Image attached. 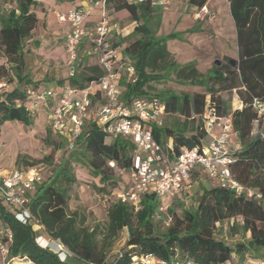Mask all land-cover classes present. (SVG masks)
<instances>
[{
    "label": "trees",
    "instance_id": "16d2710c",
    "mask_svg": "<svg viewBox=\"0 0 264 264\" xmlns=\"http://www.w3.org/2000/svg\"><path fill=\"white\" fill-rule=\"evenodd\" d=\"M102 1L107 10L126 9L130 19L135 21L129 35L135 38L121 50L122 61L135 69L133 81L121 82L124 87L122 100L127 102L134 97L154 95L165 104L168 115L177 117L172 122L149 124L154 139L160 145L163 146L171 137L172 150L178 153L182 146L200 147L208 143L211 138L201 129L199 116L203 111L205 94L209 96L205 105L214 107L217 114L225 115L230 111L229 105L221 98L220 91L230 92L237 88L242 107L232 110V124L239 147L234 151L229 169L245 189L236 191L217 183L203 187L195 206L183 209L181 216L174 212L173 207L168 208L171 221L164 231H159L154 224V217L161 206V200L154 193H145L137 209L130 202L117 198L107 208L104 225L88 226L84 213L68 206L69 190L77 179L72 163L85 164L91 175L98 177L103 184L98 190H105V184L114 186L118 182L119 174L108 165V161L113 160L117 166L128 170L134 145L123 136L106 137L94 122L86 120L73 148L67 149L68 155L62 157L50 175L33 191L27 193L33 222L19 220L0 197V225L12 234L8 257L24 258L33 264H128L132 256L146 253L165 260L191 259L199 264H223L232 260V254L236 255L233 261L238 264L246 259L264 258V139L257 132L252 133L256 115L251 106L252 97L264 101V0H228L235 26L237 58L213 65L212 73L208 75L200 72L192 62L180 64L174 59L166 42L176 38L177 32L155 35L148 23L156 6L147 1ZM189 1L199 8L206 3V0ZM3 2L11 6L0 14V54L8 65H0V78L9 83L15 77L18 83L28 84V74L23 72V51L26 40L32 37V30L39 21L33 11L38 1ZM122 41H114L113 46L120 45ZM103 73L96 60L85 62L77 52L73 74L58 83L66 81L65 85L83 89L90 82L99 80ZM170 74L178 81L204 86V92L192 95L168 90L156 94L150 92L151 82H159ZM100 95L99 90L91 94L92 102L99 100ZM25 96L26 88L18 86L0 92V126L5 121H18L26 126L33 123L35 113L25 105ZM51 131L50 128L46 130L45 142L53 149L61 148V142L51 138ZM43 160L49 161L48 156L26 162L25 156L19 154L16 163L29 167ZM196 172L199 171L192 170L189 178ZM248 190L251 195H248ZM238 217L240 222L235 221ZM223 221L230 222V231L249 233V237L230 245L215 233L217 223ZM34 225L63 244L71 255L62 260L58 252L41 245L36 240ZM124 227L128 234L125 244L110 258L108 254Z\"/></svg>",
    "mask_w": 264,
    "mask_h": 264
},
{
    "label": "built area",
    "instance_id": "2783aa9c",
    "mask_svg": "<svg viewBox=\"0 0 264 264\" xmlns=\"http://www.w3.org/2000/svg\"><path fill=\"white\" fill-rule=\"evenodd\" d=\"M129 1H147L156 7H165L169 3V0ZM3 6L5 3L0 0V8ZM206 11V6L203 5L196 16L199 17L200 12ZM89 13L90 7L75 6L57 15L60 21H67L69 24L64 36V48L71 65L69 73L73 74L79 45L85 41L88 44V53L96 58L104 72L103 75L83 89H76L70 85H65L59 92L52 89L28 88L25 103L38 102L46 108L49 128L68 140L67 149L69 150L73 148L74 141L86 120L94 122L103 130L106 137L119 135L129 138L134 145L130 168L124 170L113 160H109L108 165L119 174L125 172L128 175L129 182L125 190L117 194V198L122 202H130L136 209L145 193H154L159 199L180 196L192 170L202 171L221 187L243 191L245 189L243 184L233 177L229 169V163L233 160L235 151L231 148V136L234 133L232 124L234 108L225 115H219L214 107L205 105L200 114L201 129L210 136V141L200 147L182 146L178 153H174L172 148L164 149L154 139L149 124L162 123L165 104L154 95L134 97L127 102L122 100L121 78L124 76L127 81H133L135 69L130 63L122 61L118 47L113 46L111 39L113 26L107 16H103L93 27L83 25V20ZM5 84V81L0 78V88ZM97 90L101 92V98L92 102L90 95ZM16 102L19 103V100ZM251 106L256 115L254 122L257 125V133L264 139V101L252 97ZM216 127L219 128L217 133L214 132ZM42 179L36 166L4 167L1 164L0 154V197L19 220L33 222L28 210L30 198L27 193L33 191ZM247 193L251 195L249 190ZM11 239L10 230L0 225V254L4 261L14 259V257H8ZM55 247L53 250L58 252L62 260L71 255L57 240ZM128 264L199 263L191 259L165 260L152 253H146L132 256ZM223 264L238 263L228 260ZM240 264H264V260L246 259Z\"/></svg>",
    "mask_w": 264,
    "mask_h": 264
},
{
    "label": "rangeland",
    "instance_id": "374dc122",
    "mask_svg": "<svg viewBox=\"0 0 264 264\" xmlns=\"http://www.w3.org/2000/svg\"><path fill=\"white\" fill-rule=\"evenodd\" d=\"M168 6H170V3L167 4L165 7ZM33 9H35L39 14L40 8L38 6L33 7ZM200 15L203 16V20H207L209 16L212 14H210V12H208L207 10L206 12H201ZM156 22H157L156 16H154L151 20H149L148 24H150V26L154 28L156 27ZM175 23L176 20L172 14V11L164 13L162 16V23L159 29V34H161L162 36L172 31L173 32L177 31L178 35L176 39H172L171 41L169 40L167 42V46H168V50H170L176 55V58L180 63L192 62L195 65H199L201 67V65H204L208 61H210L215 51H220L221 49H226V50L233 49V52L235 51L236 43H235V33L233 29L229 30V28L223 27L219 32H215V33L210 32L209 34H207L206 37L204 36L202 39L198 40V42H196L197 47L195 49H192L191 46H188L186 43L182 42V40H184L182 36L183 34L179 33V29H178L179 25L175 26ZM181 27H184L183 24L181 25ZM36 33H39V29H37L35 33H33V35H36ZM65 33H66L65 31L60 30L59 32H54L51 33L50 35H47L48 39L45 45V51L39 54L36 53V50H34L35 48H33L31 42L26 40L25 47L26 48L29 47L30 49L32 48V50L31 53L26 55V59L24 60L23 72L28 74L30 78L37 80L39 85H52L54 84V82L56 83L59 80L66 78L67 68L65 61L67 59V54L63 46ZM200 37L201 36H199V38ZM112 42H114L113 39ZM87 45H88L87 42H85V46ZM193 50L196 56L192 55L191 51L193 52ZM181 53L184 54L183 57H181ZM231 58H236V57H231ZM85 62H90V61H88V59L85 58ZM212 62H213L212 66L215 65L214 61ZM10 74L12 76L11 71ZM43 78L46 80H44ZM28 86L32 87L33 85L29 84ZM26 87H27L26 84L21 83L19 88L24 89ZM151 87L152 88L150 92L153 94L165 90H168L175 94L188 93L189 95H192L196 92H204V86L193 85L190 83L178 81L174 78L173 74H170L168 78L163 79L159 82H151ZM5 88L6 86L1 87L0 92H2ZM7 88H9L8 90H10L12 87L9 86ZM221 96L228 103L232 102L233 107L236 106V100H237L236 96L234 95L232 96L230 95V93H226V92L222 93ZM207 101H208V97L205 94L203 109L205 108V104ZM32 103L35 104V102H30V104ZM176 118H177L176 116L167 115L164 118V121L172 122ZM3 124L4 123H2V125ZM1 126H0V132H1ZM46 128L48 129L49 126ZM256 131H257V127L253 126L252 133L255 134ZM50 133L52 139L54 138L57 142H61L62 144L61 148L53 149L52 145L47 144L45 142V137H46V132H45L40 135H37L35 137V140L34 141L32 140L31 144H29V148H30L29 150H31L30 151L31 154H27L26 152L17 154V156L19 154L24 155L26 162H31L32 159H42L44 156L45 157L48 156L49 161L43 160L33 165L39 169V172L41 173L43 179L47 178L50 175V172L52 171L54 166L60 162L62 157L68 155V151H67L68 140L66 138L56 136L53 133V131H51ZM231 140H232L231 141V148H232L233 146H235V144L237 145L238 140L233 135L231 136ZM0 150L3 154V150L1 146H0ZM72 166H73L72 167L73 173L75 174L77 179L76 182L72 184L71 189L69 190V195H70V199L68 201L69 208L71 210L77 209L82 213H84L86 217V225L88 226H93L94 224L97 223L100 225H104L107 221V208L112 201L117 199V194L125 190L126 185L128 183L127 181L128 175L125 172L123 174H118V182L114 186L105 184L104 185L105 190L102 189L98 190V188H101L103 184L100 183L98 177H94L91 175L88 167L85 164L73 162ZM11 167L12 166H9V168ZM14 167L25 168L26 164L24 163L17 164L15 162ZM203 184H207V186H210V184L212 185L216 183L214 179L213 180L209 179L202 171L196 172L184 184L180 196L170 198L169 200L166 199L167 197L160 199L161 200L160 211L154 217V224L159 231H164L170 224L171 212L168 211V208L173 207L174 212L181 216L183 209L195 206L199 198V195L201 194ZM235 221L240 222L241 221L240 217L236 218ZM229 225L230 222L227 221L218 223L217 229L215 231L216 236L224 239L230 245H233L237 241L246 240L249 237V233L243 234L242 231H239L237 233L230 231ZM33 227L34 229L37 230L36 240L41 245L48 246L51 249L56 248L55 247L56 240L47 236L42 231L41 228L38 229V227L35 225ZM127 236H128L127 229L124 227L119 231L118 236L112 246V249L108 254V257L111 258L114 254H116L118 251L121 250V248L125 244ZM14 259H19V260H14ZM14 259H13L14 261H10V260L4 261L2 255L0 254V264H7V263L11 264L12 262L13 264H31L29 260H26L24 258L16 257ZM232 260H236L235 254H232ZM261 260H264V258H261Z\"/></svg>",
    "mask_w": 264,
    "mask_h": 264
},
{
    "label": "crops",
    "instance_id": "0c3cea01",
    "mask_svg": "<svg viewBox=\"0 0 264 264\" xmlns=\"http://www.w3.org/2000/svg\"><path fill=\"white\" fill-rule=\"evenodd\" d=\"M38 3L35 6H38L40 8L39 14L38 12L33 9V11L36 13V16L39 18V21L35 28L32 30V37L28 39V41L31 42L34 50H36V53H41L45 51V45L47 43L48 36L51 33L59 32L60 30L67 31L69 24L67 21H60L57 17L59 13H65L69 9L75 6H85L90 7V13L84 18L83 25L87 27H93L103 16H107L109 21L112 23L113 29L111 32V39L114 41L122 40L120 45L116 46L118 47L120 53L122 54L121 50L125 46V44L130 41V39H133L135 37H129L131 34L134 26L135 21L130 19L129 12L126 9H120L118 11H112L107 10L104 6V3L102 0H97V3H94L92 0H37ZM170 6L168 7H160L158 6L156 11L154 12V16H156V27H152V29L155 32L156 36H161L159 34V29L161 27L162 23V16L164 13L172 11V14L176 20L175 26L179 25V33L183 34L182 42L186 43L188 46H191L192 49H195L197 47L198 40L202 39L204 36L206 37L207 34L215 33L221 31V28H229V30H234L235 33V26L233 22V18L230 13L229 9V2L228 0H206V3L204 4L206 6V9L208 12H210L209 18L207 20H203V16L197 17L196 14L199 12V7L196 5H193L190 3L189 0H169ZM168 3V4H169ZM11 5L9 3H5V6L0 8V14L4 12L5 10L9 9ZM34 6V7H35ZM160 9V10H159ZM201 13V12H200ZM183 24L184 27H181ZM150 25V24H149ZM39 29V33H36V35H33L35 31ZM173 32V31H172ZM177 32V31H176ZM199 36H201L199 38ZM128 38V39H127ZM176 39V38H174ZM195 41H194V40ZM170 41L172 39H169ZM167 40V42L169 41ZM35 41V42H34ZM166 42V44H167ZM235 43H236V34H235ZM64 46V44H63ZM29 49V51H26ZM78 52L80 54L81 58H87L88 61L91 62L96 60V58L88 53L87 46H85V41H82L79 45ZM168 49V46H167ZM32 48L24 47V60L26 59V55L31 53ZM81 50V51H80ZM170 51V50H169ZM171 52V51H170ZM193 56H196L194 50L191 51ZM67 54V53H66ZM174 59L180 63L176 55L171 52ZM238 54V48L237 43L235 46V51L233 52V49H221L220 51H215L210 59L206 64L201 65H195L196 68L204 73L209 74L212 73V61H215L216 58L221 60V63L223 61H228L229 59H236ZM184 54L181 53V57H183ZM236 57V58H231ZM41 58V57H40ZM189 62V61H188ZM66 68H67V75H70V69L71 65L68 62V57L65 61ZM180 63V64H184ZM5 64L6 66V58L3 55H0V65ZM198 64V63H197ZM45 77V76H44ZM28 78L30 80V83L26 84V89L28 88H34L37 90L42 89H52L54 91H61V89L65 86L66 81L63 83L54 82L52 85H39L37 80L30 78L28 75ZM44 79V78H43ZM46 80V79H44ZM123 80H126L124 76L121 78V82ZM6 88L4 90H8L9 86L12 88L15 86L20 87L21 83H18L16 78L14 77L13 81L7 83L5 82ZM37 84L34 86H28ZM122 86V85H121ZM241 88H244L243 86ZM122 89L124 90V87L122 86ZM237 88H233L230 92L228 90L220 91V96L222 93H230V95L236 96V106L233 107V103L227 102L224 100V98H221L226 102L227 105H229L228 111L233 108H241L242 107V101L237 93ZM209 98L208 94H206ZM26 102L25 105L28 109H30L32 112L35 113L34 121L31 125H24L21 122L18 121H5L4 124L1 126V132H0V146L3 150V154L0 150L1 154V164L4 167L12 166L14 167V163L16 162L17 154L26 152L27 154H31L29 150V144H31V141L35 140V137L37 135H40L42 133H45L48 127V113L45 107H43L41 104L38 103H32ZM168 114L166 111L162 114V121H164V118ZM182 120V117H180ZM254 126L257 127V125L254 122ZM219 131V128H215L214 132L217 133ZM257 132V131H256ZM32 133V134H30ZM10 134V136H9ZM236 137L235 132L232 134ZM162 146V145H161ZM164 149L169 150V148H172V138L169 137L165 140L162 146ZM239 147V143L237 142V145L233 146V149H237ZM196 171V170H195ZM200 171V170H198ZM211 179V178H209ZM213 180V179H212ZM129 182V177L127 179ZM215 181V180H214ZM216 183V181H215ZM211 185V184H210ZM203 187H207V184H203ZM202 192V191H201ZM169 200L170 198H166ZM218 224V223H217Z\"/></svg>",
    "mask_w": 264,
    "mask_h": 264
},
{
    "label": "water",
    "instance_id": "95a60500",
    "mask_svg": "<svg viewBox=\"0 0 264 264\" xmlns=\"http://www.w3.org/2000/svg\"><path fill=\"white\" fill-rule=\"evenodd\" d=\"M214 64H215V65H220V64H221V60L217 58V59L214 61Z\"/></svg>",
    "mask_w": 264,
    "mask_h": 264
},
{
    "label": "bare ground",
    "instance_id": "6f19581e",
    "mask_svg": "<svg viewBox=\"0 0 264 264\" xmlns=\"http://www.w3.org/2000/svg\"><path fill=\"white\" fill-rule=\"evenodd\" d=\"M14 260H19V259H14ZM14 260H12V261H14ZM31 264H33L31 261H29ZM11 264H13V262L11 263Z\"/></svg>",
    "mask_w": 264,
    "mask_h": 264
}]
</instances>
